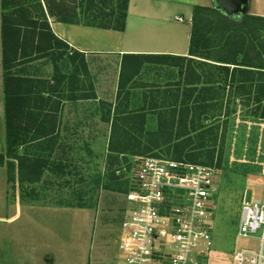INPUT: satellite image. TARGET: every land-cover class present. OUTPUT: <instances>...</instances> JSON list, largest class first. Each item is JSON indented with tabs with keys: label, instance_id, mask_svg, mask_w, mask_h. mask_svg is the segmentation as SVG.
I'll return each mask as SVG.
<instances>
[{
	"label": "trees",
	"instance_id": "obj_1",
	"mask_svg": "<svg viewBox=\"0 0 264 264\" xmlns=\"http://www.w3.org/2000/svg\"><path fill=\"white\" fill-rule=\"evenodd\" d=\"M34 1H37L38 6V10L35 11V13L39 12L37 17H34L28 8L29 2ZM42 1L45 10L40 0H16V2L1 0L0 34L5 150L4 155L0 156V165L5 162L7 183L13 182L15 172L19 182L39 181L41 174L36 175L35 169L44 167L46 160H40L34 153L26 152L20 155L18 151L24 147L26 150L34 148L31 146L32 143L40 138L29 137L31 128L28 129L19 120L26 116L47 117L49 113L52 115L54 113L52 107L43 104V100H39L41 90L50 93V89L41 88L32 91V87L25 84L26 80L12 70L13 64L23 58V38L26 44L28 42L30 51L37 54L52 49V45L55 44L50 42L59 43L62 46L61 42L51 34L47 16L62 24L122 32L128 4V0ZM11 5L14 11L7 14ZM190 25L188 57L174 58L180 61L179 67L182 68L178 70V86L183 87L180 102L170 106V112H166L168 119L157 112V133L147 135H160L164 137V143L177 141L172 146L171 152L164 153L169 154L171 160L215 167L213 146H216L219 126L218 122L206 126L204 121L227 119L235 113V105L249 108L248 116L264 120V18L242 14L232 19L225 11L193 6ZM66 49L63 48L64 51ZM64 51L61 50L57 54L58 62L63 55L65 56L59 68L71 70V63L81 56L76 52L68 55ZM79 61L83 63V56ZM26 62H30V59H24L23 63ZM55 69L58 70L56 64ZM71 72L74 75L75 72ZM38 84L42 85L40 82ZM154 109L156 110V107ZM222 109L223 113H221ZM135 112L133 114H126L125 111L117 113L125 115L119 119V125L115 122L116 118L112 122V135L108 148L110 152L118 155L131 152L130 155H134L132 147L139 145L132 143L128 133L135 131L142 134L145 129L142 115ZM107 115H109V109ZM105 121L108 122V119ZM36 126L39 129L37 135L39 133L49 135L47 126L42 122ZM129 130L133 132H128ZM224 132L222 129V140ZM119 133L123 138L119 137ZM179 139L182 140L178 142ZM135 143L138 142L135 141ZM42 144H44L42 148L49 146L48 140H44ZM137 154L143 155L144 151H139ZM152 156L159 157L157 154ZM200 156L205 161L198 162ZM104 189H111V187L104 186ZM127 190L128 184L125 193Z\"/></svg>",
	"mask_w": 264,
	"mask_h": 264
},
{
	"label": "rangeland",
	"instance_id": "obj_2",
	"mask_svg": "<svg viewBox=\"0 0 264 264\" xmlns=\"http://www.w3.org/2000/svg\"><path fill=\"white\" fill-rule=\"evenodd\" d=\"M14 1L16 2V0H12V2ZM36 2H29L28 6L34 17L39 16V12L35 13L38 10ZM40 4L44 10L45 6L42 0H40ZM13 6L15 7V3ZM13 11L11 5L7 14H11ZM227 15L233 19L239 17L240 14L227 13ZM180 17L183 19V24L186 25L188 22L187 17L184 15ZM51 59L48 56L45 60L40 61L39 64L42 66L34 62H26L24 71L29 69V71H26V76L50 77L53 69ZM97 60L94 57L86 58L90 73L88 80L86 79L84 82L85 91L83 95L88 96L91 100L84 102L82 107H77L74 110L70 106H68V110L62 108V114L66 113L70 118L74 114L84 115L98 121L87 123L86 128H83L84 139L69 138L68 150L61 155L57 154L58 158H65L64 161L70 166L68 169L72 170V176L66 181L72 183L71 187L56 186L57 180L49 179L54 185L49 186L47 189L42 188V200L49 201L51 199L49 202H43L44 206H49V204H53L51 202H56L52 198L61 197V205H64L73 198L72 202L85 195L88 196V205L96 204L94 202H97V204L102 203L104 210L108 212L106 213V222L108 225H112L108 228L110 234L106 236L104 242L106 256L103 264H111L112 257L115 255L114 250L117 249L116 243H118L125 189H127L129 174L136 159L152 156L153 154H157L159 158L171 159L169 154L167 156L164 153L171 152L172 146L177 142L173 140L164 143V137L160 135H147L148 133L154 134L157 131L158 116L156 113L158 109H150L149 113L156 115H154L155 118L152 115L147 116L150 121L144 120L145 114L142 116L145 122V129L142 134L129 130L128 132H133L131 135L126 131L132 138V143L139 145L138 147H132V152H135L134 155H130L131 152L130 154L118 155L108 149L112 135V122L116 118L115 122L117 125L120 124L119 119L124 115L117 113L124 100L131 104L129 111L126 104L124 108L126 114H133L134 110L144 111L140 110L141 107L155 94L150 89L153 87L152 82H158L157 80L151 81V76L153 78L154 75L161 74L164 79L168 78V80L173 81L175 80V71L170 76L168 75L169 72L167 74V70H160V72L158 70H147L144 87L127 84L124 89L120 85L118 86V83L123 84L124 82L123 78L121 80L122 75L118 76L121 81L115 82L117 70L114 67L116 63L113 59L101 58L98 62ZM37 67L39 70H33ZM163 82L164 80L161 79L160 83ZM108 109L109 115H107ZM249 110L247 107L243 108L241 105H235V113L227 119L221 118L216 121L208 119L204 121L206 126H211L215 122H218L219 126L216 146H213L215 151L213 165L218 170V176L217 181L213 184L215 191L210 193L213 245L209 264H232L235 249L257 247V241L253 239H236L241 200L244 194L248 198L253 193L257 198L264 200V120L248 116ZM221 111L223 113V109ZM166 112H170V109L162 108L160 110L162 117L168 119L169 116ZM54 113H57V111L55 110ZM105 119H108V122L103 121ZM3 124L2 122L1 125L0 122V156L4 155L3 137L1 135ZM221 128L225 131L223 140L221 138ZM119 137H122L121 133H119ZM181 140L179 139L178 142ZM135 141L138 143H135ZM221 144L223 145L221 146ZM23 149L26 150L25 147ZM61 151L63 152L62 149ZM139 151H144V154L138 155L137 152ZM203 161L205 160L200 156L198 162ZM49 162H51L50 158ZM3 165H5V162L0 165V264H84L85 257L81 255L80 250L75 252L64 247H58L57 249L52 247V244H49L50 247L45 249L41 246V240L44 242V238L49 235H46L44 231H33L28 226L23 228L20 221L9 227L12 228L11 231L14 234L10 236L4 220L14 213V210L9 207L11 204H8L7 198L8 201L11 200V197L16 195V191L12 187L14 182H11V184L6 182L5 171L2 170ZM104 186H110L111 189H104ZM19 188L23 189L21 186ZM117 188L119 191H114ZM3 196H7L6 200L2 198ZM85 204L87 205V202L79 201L74 205ZM55 220L54 216L51 215L44 218L43 223L46 225L44 230H48L49 233L52 232L50 236L54 238L59 236L64 242L68 243L70 227H56Z\"/></svg>",
	"mask_w": 264,
	"mask_h": 264
},
{
	"label": "crops",
	"instance_id": "obj_3",
	"mask_svg": "<svg viewBox=\"0 0 264 264\" xmlns=\"http://www.w3.org/2000/svg\"><path fill=\"white\" fill-rule=\"evenodd\" d=\"M193 6L224 11L220 0H128L125 25L122 32L94 29L80 25L62 24L55 22L52 18L47 16L46 18L51 34L61 42L62 46H60L59 43L50 42V44H55L52 45V49L37 54L30 51L28 42L26 44V40L23 38V58L17 60L16 63L13 64L14 67L12 70L16 71L18 76L26 80L25 84L32 87V91L41 88L50 89V93H47L46 90H41V98H39V100H43V104L49 105L53 108V112L56 110L57 113H53V115L49 113L47 117L26 116L19 120L22 124H25L28 129L31 128L28 134L29 137L33 136L40 138L38 141L32 143L31 146L34 148L30 151H26L27 154L34 153L40 160L46 161L44 167L35 169L36 175L41 174L39 181L31 183L28 180H24L19 182L17 173L15 172L13 180L14 185L12 187L15 188L16 195L11 197L9 201L7 196L2 197L5 200L7 198L8 204H11L9 207L14 210V213L9 216L8 219L4 220L10 236H12L13 232L11 231L12 228L9 227L20 221L23 228L28 226L32 228L33 231H44L46 235H49L44 238V242L41 240V246L45 249L50 247L49 244H52V247L57 249L58 247H64L69 248L71 251L74 250L75 252L80 250L81 255L85 257L84 264L104 263L106 256L104 242L106 236L110 234L108 228L112 225H108L106 222V213L108 212L104 210L102 203L99 202L97 204V202H94L96 204L88 205V196L82 195L78 200L84 203L87 202V205H74L79 202L77 199L72 202L74 198L71 199L70 202L61 205V197L52 198V200L56 202H51L53 204H49V206H44L43 204V202H49L51 200H42V188L44 187L47 189L49 186L54 185L49 179H56V186L71 187L72 184L71 182H66L72 176V170L68 169L70 166L64 161L65 158L60 159L57 157V154L61 155L68 150L69 138L84 139L83 128H86L87 123L98 121L97 119L94 120L95 118L93 119L91 117H85L84 115L79 116L75 114L71 115L70 118L66 113L62 114V108L68 110V106H70L74 110L77 107H82L84 102L91 100L88 96L86 97L83 95L85 91L84 82L86 79L88 80L90 73L86 64L87 57H94L98 59L97 62L101 58H107V60L113 59L114 63H116L114 67L117 70L115 82H119L123 78V84L118 83V86L120 85L121 88L124 89L127 84L144 87L147 78V70H158L159 72L160 70H167V74L169 72L168 75L170 76L175 71V80L173 81L171 79L168 80V78L164 79L161 77V74L154 75L153 78L149 75L151 76V81H158L152 82L153 87L150 88L155 94L143 104V107H141L140 110L144 111L137 110L135 112L137 114H142V116L145 114V121H150V118H148L152 115L149 113L150 109L156 107L159 110L158 112H160L162 108L171 110V105L179 104L181 99L180 93L183 87L178 86V70H182V68L179 67L181 65L180 61L174 60V58L188 57L191 27L190 20ZM1 14L0 0V29ZM235 14L264 18V0H240V12ZM183 15L188 19L186 25L183 24V19L180 17ZM177 18L182 19V22H178L176 20ZM33 42L35 43V39ZM63 48L67 49L64 51ZM58 50H62L68 55L72 52L78 53L81 57L83 56V63H79L81 58L79 57L71 63V70H69V68H59L60 63H63V60H65V56L63 55L60 62H58L56 59L58 52H60ZM48 56L52 58L51 64L53 67L50 77L40 78L37 77V75L26 76V71H29V69L24 71V59H30V62L39 64L41 63L40 61L45 60ZM55 64L58 66V70L55 69ZM39 66L42 65L39 64ZM33 70L39 69L37 67ZM71 71L75 72L74 75ZM2 72V45L0 34L1 125L2 122L4 123ZM119 75L123 76L121 80H119ZM161 79L164 80L163 83H160ZM38 82L42 83V85L38 84ZM114 90L116 91V88ZM126 104L128 107L127 110L129 111V109H131V104L128 103L127 100H124L121 103L119 112H124ZM154 121H156V119H154ZM41 122L47 126V130L49 131L48 136L44 134L41 135L40 133L37 135L39 129L36 125ZM1 135L3 137L4 153V124L2 126ZM44 140H48L49 143V146L46 148H42ZM48 149H52V151H48ZM26 152L21 148L18 151L19 154ZM49 158L51 162H49ZM2 170L5 171L6 178L5 165H3ZM34 176L35 174L33 177ZM19 186L23 187V189H20ZM49 215L54 216L56 219V227H70V239L68 243L64 242L59 236L55 238L50 236L52 232L49 233L48 230H44L46 225L43 223V220ZM55 232L57 231L55 230ZM115 250L117 251V249ZM115 250V255L112 257L111 264H113L117 255Z\"/></svg>",
	"mask_w": 264,
	"mask_h": 264
},
{
	"label": "built area",
	"instance_id": "obj_4",
	"mask_svg": "<svg viewBox=\"0 0 264 264\" xmlns=\"http://www.w3.org/2000/svg\"><path fill=\"white\" fill-rule=\"evenodd\" d=\"M217 176L215 167L138 157L128 178L113 264H209L210 193ZM236 239H253L257 247L235 249L232 264H264V200L253 193L241 200Z\"/></svg>",
	"mask_w": 264,
	"mask_h": 264
},
{
	"label": "water",
	"instance_id": "obj_5",
	"mask_svg": "<svg viewBox=\"0 0 264 264\" xmlns=\"http://www.w3.org/2000/svg\"><path fill=\"white\" fill-rule=\"evenodd\" d=\"M222 9L227 13L240 12V0H220Z\"/></svg>",
	"mask_w": 264,
	"mask_h": 264
}]
</instances>
